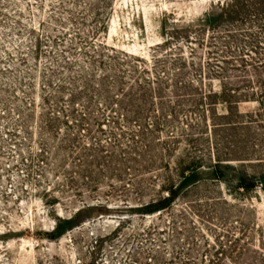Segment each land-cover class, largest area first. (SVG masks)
Masks as SVG:
<instances>
[{"label":"rangeland","instance_id":"rangeland-1","mask_svg":"<svg viewBox=\"0 0 264 264\" xmlns=\"http://www.w3.org/2000/svg\"><path fill=\"white\" fill-rule=\"evenodd\" d=\"M0 264H264V0H0Z\"/></svg>","mask_w":264,"mask_h":264},{"label":"trees","instance_id":"trees-1","mask_svg":"<svg viewBox=\"0 0 264 264\" xmlns=\"http://www.w3.org/2000/svg\"><path fill=\"white\" fill-rule=\"evenodd\" d=\"M227 10V9H226ZM225 12V11H224ZM229 12V11H227ZM222 16L220 13L216 14H210L206 17V23L211 25L214 23L217 19H219ZM216 167H219L216 165ZM187 171L184 172L183 169L179 170L178 176L179 180L177 184L168 187L166 191V195L163 197H159L158 199L154 201H150L146 203L145 205H141L138 207V210L141 211V213H153L156 211H159L165 207H167L171 200L176 196V194L179 192V190L183 187H185L188 184L193 183L198 178V171L197 169L193 168H187ZM252 183L250 184V186ZM241 188H246L245 184H240ZM93 209H97V206L88 205L82 208L77 209L73 215L69 216L68 218H57L53 228L51 229V235L52 236H58L60 235L64 230L69 229L73 226H75L82 218L86 216L87 213L92 211Z\"/></svg>","mask_w":264,"mask_h":264}]
</instances>
